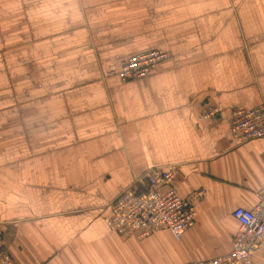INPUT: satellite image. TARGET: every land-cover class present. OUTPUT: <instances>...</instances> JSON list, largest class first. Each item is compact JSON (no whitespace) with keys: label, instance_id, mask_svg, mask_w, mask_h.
I'll return each mask as SVG.
<instances>
[{"label":"crops","instance_id":"obj_1","mask_svg":"<svg viewBox=\"0 0 264 264\" xmlns=\"http://www.w3.org/2000/svg\"><path fill=\"white\" fill-rule=\"evenodd\" d=\"M144 78L111 71L141 52ZM203 104L218 109L200 120ZM264 104V0H0V250L16 264H195L227 253L232 211L264 186V139L232 111ZM156 167L197 190L193 225L110 232V203ZM264 264V236L255 253Z\"/></svg>","mask_w":264,"mask_h":264},{"label":"built area","instance_id":"obj_2","mask_svg":"<svg viewBox=\"0 0 264 264\" xmlns=\"http://www.w3.org/2000/svg\"><path fill=\"white\" fill-rule=\"evenodd\" d=\"M167 59L168 55L162 51L141 52L124 60L119 70L109 72L108 76H115L122 82L142 79ZM217 113L215 106L203 104L199 119H212ZM229 132L239 145L264 139V104L232 111ZM175 176L173 167H156L123 190L109 205L107 225L110 232L141 241L153 233L167 231L180 240L193 225L195 203L204 192L200 189L181 198L173 184ZM232 217L238 223V230L232 237L231 249L195 264H262L255 253L264 236V186L259 189L252 209L237 207ZM0 264L16 263L6 250H0Z\"/></svg>","mask_w":264,"mask_h":264},{"label":"bare ground","instance_id":"obj_3","mask_svg":"<svg viewBox=\"0 0 264 264\" xmlns=\"http://www.w3.org/2000/svg\"><path fill=\"white\" fill-rule=\"evenodd\" d=\"M244 144V143H243Z\"/></svg>","mask_w":264,"mask_h":264}]
</instances>
